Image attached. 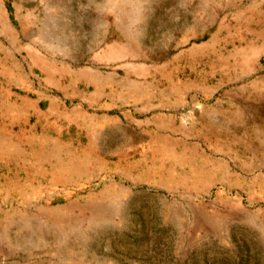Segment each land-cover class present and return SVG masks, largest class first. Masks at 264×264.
<instances>
[{"label": "rangeland", "instance_id": "obj_1", "mask_svg": "<svg viewBox=\"0 0 264 264\" xmlns=\"http://www.w3.org/2000/svg\"><path fill=\"white\" fill-rule=\"evenodd\" d=\"M107 22L133 55L153 62L220 31L256 48L264 85V0H0V60L40 79L30 48L85 63ZM124 135L128 146L107 133L100 156L47 164L50 194H0V264H264L263 145L240 169L235 156L192 146L160 167L154 147L136 154L148 133ZM124 148L127 162H108Z\"/></svg>", "mask_w": 264, "mask_h": 264}, {"label": "crops", "instance_id": "obj_2", "mask_svg": "<svg viewBox=\"0 0 264 264\" xmlns=\"http://www.w3.org/2000/svg\"><path fill=\"white\" fill-rule=\"evenodd\" d=\"M101 28L103 37L91 41L85 63L60 62L30 48L40 79L0 60V194H50L43 185L47 164L100 156L107 133L128 146L124 134L131 129L150 135L134 145L136 154L154 147L160 167L172 165V156L185 146L235 156L239 169L240 162L249 167L257 161L250 148L264 146V85L256 48L254 54L248 44H231L220 31H208L153 62L132 54L129 41L116 37L123 31L108 22ZM68 147L75 148L74 156L64 154ZM242 148H249V161ZM112 155L108 162H127L130 149ZM13 178L16 187L10 188Z\"/></svg>", "mask_w": 264, "mask_h": 264}]
</instances>
